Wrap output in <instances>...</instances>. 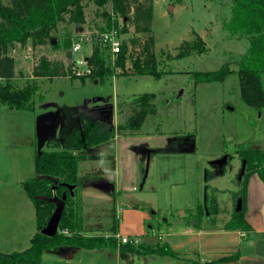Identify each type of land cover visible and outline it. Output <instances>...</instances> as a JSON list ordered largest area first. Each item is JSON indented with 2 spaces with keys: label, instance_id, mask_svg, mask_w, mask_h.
I'll return each mask as SVG.
<instances>
[{
  "label": "rangeland",
  "instance_id": "1",
  "mask_svg": "<svg viewBox=\"0 0 264 264\" xmlns=\"http://www.w3.org/2000/svg\"><path fill=\"white\" fill-rule=\"evenodd\" d=\"M142 1L144 6L151 3L152 16L148 22L140 24L144 28L141 32H135L132 19L125 22L110 6H107V11L117 20L116 28L122 42H129L133 36H137L140 41L145 40L148 35L153 36V52L157 59L163 61L159 65V68H163L160 77L117 73L103 82H95L90 78L81 82L79 77L70 78L67 75L50 80L31 76L33 59L37 54L44 53L49 58L62 59L65 64L69 62L65 54V39H70L71 45L80 43L78 51L71 50L75 65L82 55L88 52L90 54L96 35L107 29L105 18L95 11L92 2L86 8V23L81 26V30L73 24L59 22L52 37L53 42L38 46L36 50L30 47L29 42L25 46L15 44L9 48L8 53L14 57L15 62V77L12 82L16 86L35 82L38 91L29 109L17 110L0 106L1 252L25 249L36 231L34 206L23 186V181L34 174L35 152L50 150L48 142L52 138L59 141L62 139V125L76 123L78 114L90 112L95 106L113 103L114 108L93 114L112 118L115 126L123 123L135 109L129 105L130 99L145 92L155 94L152 101L154 111L147 113L135 132L147 135L144 139L147 142L167 143L168 139L179 135L191 137L195 142V149L191 152H154L152 158H149L147 176L142 187H139L140 172L134 184L128 179V168L122 164L120 170L124 171L126 180L115 196L120 211H127H124L122 218L120 216V230L138 234L137 231L143 228L159 230L160 226L168 223L184 225L182 215L196 203V194L199 203H204L205 168L212 170L214 174V180L207 182L209 197H215L218 204V214L212 215L213 221L228 219L236 206L232 192L237 189L240 159L233 156L223 166V173H219L210 161L223 154H236L239 149L264 146V108L257 110L247 106L239 98L237 62L247 49L249 39L246 36H230L222 27L223 21L230 16L231 0ZM193 31L203 38L207 50L201 54L168 60L165 54H174L182 40L193 37ZM129 51L134 52V48L129 46ZM224 62H228L234 72L222 80L195 82L193 72L217 69ZM77 66L80 72L78 75L86 73L87 65L81 63ZM262 79L264 82V73ZM57 109L61 115L57 133L50 136L38 149L36 118ZM103 111L105 115L102 116ZM115 146L113 141L107 140L87 147L84 152L109 154L113 153ZM98 168L103 169L102 175L94 174ZM78 176L77 193L74 195L77 213L85 222H102L108 225L109 208L112 206L110 199L115 194L109 191L113 179L109 162L82 161L79 163ZM213 181L219 188L210 184ZM106 227L108 226H104ZM43 254L42 264H78L79 256L84 259L95 257L96 264H99L103 253L80 247H63L46 250ZM66 258H71L73 263L66 262ZM103 261L105 264H114L113 260Z\"/></svg>",
  "mask_w": 264,
  "mask_h": 264
},
{
  "label": "trees",
  "instance_id": "2",
  "mask_svg": "<svg viewBox=\"0 0 264 264\" xmlns=\"http://www.w3.org/2000/svg\"><path fill=\"white\" fill-rule=\"evenodd\" d=\"M89 2H92L95 5V11L105 18L107 28L117 26V20L107 11V6H110L113 12L125 22L132 19L135 24V32L143 31L144 28L140 24L148 22L152 16L151 3L144 6L142 0H7L6 2L0 0V106L17 110L29 109L32 107L33 98L38 91V85L35 82H27L21 86H16L12 82L15 77V62L14 57L8 53L9 48L15 44L25 46L29 42L30 47L36 50L38 46L50 43L59 22L81 27L86 23V8ZM222 27L227 30L230 36H246L249 39L247 49L237 62L239 98L247 106L261 110L264 108V82L262 79L264 73V0H231L230 16L223 21ZM192 34L191 39H184L179 43L174 54H165L168 60L191 54H201L207 50L203 38L194 31ZM153 43L152 35H148L143 41H140L137 36H133L129 42H122L120 50L111 58L109 52L106 53L107 47L96 39L86 59L89 71L78 75L72 57L71 41L65 39V54L69 62L65 64L62 59L49 58L44 53L37 54L33 59L31 76L50 80L57 76L67 75L70 78L79 77L81 82H84L86 78L103 82L106 78L117 73L150 74L160 77L163 68H159V65H162L163 61L156 58L153 52ZM129 46L134 48V52L129 51ZM231 72H234V69L229 66L228 62H224L217 69L195 71L193 76L195 82L214 81L224 79ZM154 97L155 94L152 92L133 96L129 105L134 106L135 109L123 123L116 126L110 117L95 116L90 112L78 114L76 123L68 122L60 127L61 141L52 138L48 142L50 150L35 152L33 157L34 174L23 181V186L34 206L36 231L30 237L29 245L25 249L12 252L0 251V264H40L44 251L63 247L107 248L139 254L174 255L166 242L148 245L143 242L133 244L118 240L116 235L117 217L113 204L109 208L110 221L108 225H104L102 222H85L77 213L74 201L79 182L80 162L86 160L108 161L110 172L114 177L113 154H86L84 149L109 140L115 134L138 130L147 113L154 111L152 104ZM65 109L70 110L67 107ZM68 118L67 114L66 119ZM186 137L179 135L170 139L164 148H174L184 142ZM154 149V152L158 150V148ZM235 155L241 162L244 161L243 172L237 179V189L232 192L234 202L240 198V208L236 209V206L233 208L224 227L246 230L249 228L244 217L247 180L252 173H257L264 182V146L239 149ZM141 157L139 172L142 180L144 156L141 155ZM232 158L233 155L228 154L227 161ZM103 172L102 168H98L94 174L102 175ZM223 172L224 167L220 173ZM210 177V171L206 170V181ZM208 189L209 185L206 183L204 203H198L195 208L187 209L182 215L186 223L195 222L198 224L204 217L213 221L212 215L217 213L218 206L216 198L209 197ZM62 195H65V198L57 230L51 236L45 235L41 233V229L46 225L55 204L44 197H61ZM104 226L108 227L104 228ZM236 256L234 253L225 255L214 262L231 260Z\"/></svg>",
  "mask_w": 264,
  "mask_h": 264
},
{
  "label": "crops",
  "instance_id": "3",
  "mask_svg": "<svg viewBox=\"0 0 264 264\" xmlns=\"http://www.w3.org/2000/svg\"><path fill=\"white\" fill-rule=\"evenodd\" d=\"M79 30H81V27ZM87 54H89V52ZM87 54H84L85 57ZM20 67L21 64H19V68ZM111 105V108H114L113 103ZM100 111L101 110H95L93 107L91 108L90 113H98ZM83 113L87 114L89 112L84 111ZM101 115H105L104 111ZM146 138L147 135L133 131L130 133L115 134L113 138L109 139L117 146L113 148V153H109L114 155V177L110 183L109 191L115 193L110 201L112 200L117 217L116 235L118 238L122 235H135L140 239L139 242L148 245L166 242L174 252V255L156 253L139 254L132 251H123L119 249L110 250L107 248L89 250L103 253L102 258L107 261L113 260L114 264H264V182L257 173H252L247 180L244 217L249 224V228L246 230L226 229L224 223L227 219L222 221H210L205 217L202 218L198 224L195 222L186 223L184 221V225L179 226L174 225L173 223H168L166 226H160L159 230L156 228L145 230L143 228L142 230L137 231L138 234H130L128 231H124V229L120 230V216L122 218L124 211H127L126 209L122 210V212L120 211L121 209L118 206L117 197L115 196L116 193H119L122 189L124 181L126 180L124 177V171L122 172L120 167L124 164L123 167L126 166L128 168V179L134 183L137 181V175L139 174V160L141 159V154L136 150L137 145H144L150 148H162L166 146L171 139H168L166 141L167 143H163L162 141L147 142L144 140ZM152 154L154 153H151L150 159L152 158ZM137 155L140 156V159L138 160ZM233 156H235V154H233ZM207 169L208 168H205L204 170ZM209 171L211 173L209 180H214L212 170ZM209 180L206 181L205 177L204 181L205 183H209ZM143 183L141 185L140 181L139 187H142ZM210 184L219 188L214 181ZM195 196L196 203L192 207H188V209L195 208L199 203L197 194ZM177 208L180 209L181 207ZM183 212L184 211L182 210L181 213ZM216 214H218V212ZM227 218H229V216ZM103 250H106V252H101ZM233 253L237 255L234 259L218 263L214 262L222 256ZM43 255L44 254H42V258ZM78 258V264H96L95 257L84 259L79 256ZM102 258L100 259L99 264H105ZM58 260H60L59 257ZM65 261L73 263L71 258H66ZM40 264H42V259Z\"/></svg>",
  "mask_w": 264,
  "mask_h": 264
},
{
  "label": "water",
  "instance_id": "4",
  "mask_svg": "<svg viewBox=\"0 0 264 264\" xmlns=\"http://www.w3.org/2000/svg\"><path fill=\"white\" fill-rule=\"evenodd\" d=\"M51 41L53 42V38H51ZM96 82V81H95ZM112 105H106V106H100V107H94L95 110H102V109H110ZM60 110H55L53 112H45L41 115H39L36 118L35 122V136L37 139V145L38 149H40L43 144L46 142V140L50 136H54L57 133V130L60 125ZM195 142L191 137H186V140L179 144L178 146L174 148H158V151H180V152H191L194 150ZM137 152L142 154L144 156V173L141 180V185L145 179V176L147 174V168L149 164V158L151 156V153L154 152V148H150L144 145H140L137 147ZM228 160V155L223 154L220 157L214 158L210 161V163L214 164L218 170V172H222V168L225 165V163ZM244 168V161L241 162V167L239 169V176L243 172ZM46 200L53 202L55 204V208L50 215V217L47 220L46 225L41 229V233L51 236L53 235L57 230V223L61 215V211L64 205V198L65 195H62L61 197L57 196H51V197H44ZM240 208V198L237 199L236 202V209Z\"/></svg>",
  "mask_w": 264,
  "mask_h": 264
},
{
  "label": "built area",
  "instance_id": "5",
  "mask_svg": "<svg viewBox=\"0 0 264 264\" xmlns=\"http://www.w3.org/2000/svg\"><path fill=\"white\" fill-rule=\"evenodd\" d=\"M96 39L104 46L107 47L108 52L110 54V57L113 58V56L120 50V45L122 43V41L119 38V32L118 29L115 26H111L103 31H100L98 33V35H96ZM80 49V43L79 42H75L72 43L71 45V50L73 52H76ZM91 52V51H90ZM86 59L87 56L85 57V55H82L80 58L77 59V64L76 69H77V65L82 64H86ZM89 69L88 67L86 68V72H88ZM76 73L79 74V70H76ZM119 240L121 242H130L133 244H137L140 240L138 237H128L127 235H122L119 236Z\"/></svg>",
  "mask_w": 264,
  "mask_h": 264
},
{
  "label": "flooded vegetation",
  "instance_id": "6",
  "mask_svg": "<svg viewBox=\"0 0 264 264\" xmlns=\"http://www.w3.org/2000/svg\"><path fill=\"white\" fill-rule=\"evenodd\" d=\"M102 110H104V111H105L106 109H102Z\"/></svg>",
  "mask_w": 264,
  "mask_h": 264
}]
</instances>
